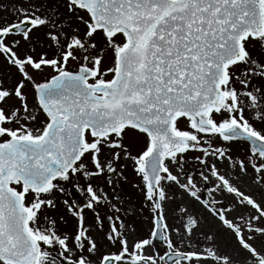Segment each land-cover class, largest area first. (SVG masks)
<instances>
[{
	"label": "snow or ice",
	"instance_id": "obj_1",
	"mask_svg": "<svg viewBox=\"0 0 264 264\" xmlns=\"http://www.w3.org/2000/svg\"><path fill=\"white\" fill-rule=\"evenodd\" d=\"M12 13L0 264H264V0H30ZM129 166L143 234L116 192ZM74 177L91 221L78 201H63L71 223L48 215ZM185 196L201 214L166 207Z\"/></svg>",
	"mask_w": 264,
	"mask_h": 264
},
{
	"label": "rangeland",
	"instance_id": "obj_2",
	"mask_svg": "<svg viewBox=\"0 0 264 264\" xmlns=\"http://www.w3.org/2000/svg\"><path fill=\"white\" fill-rule=\"evenodd\" d=\"M0 78L7 80H10L7 75V69L3 65H0ZM124 175L127 177V181L121 180V182L116 185V192L119 193L122 197H124L126 203L124 207L131 206L133 208V211L128 212L125 219L126 223L130 225V227L135 228L137 231H139L141 234H143L147 230V224L143 220V214L140 212V204H141V197L139 190L135 187H133V184H135L138 181V177H136L134 171L132 170L131 166L126 168L124 170ZM76 183H79L81 188L84 190L81 192L83 197L87 200L88 194L86 192L87 183L84 179L80 178L77 180V178H73L67 183H64L62 186L64 187L65 191L61 193L60 191H57L54 194V199L56 202V207L54 209H48V215L52 218H59V216L64 215L65 218L71 223L72 216L70 213L67 212V205L63 203V201L67 200L69 204H72L73 200L68 192L70 187H73ZM91 183L95 186L97 184H100L104 186L105 191L109 192L111 195L112 189L108 188L107 185L104 183V178H98L91 180ZM179 193H177V196ZM184 203L189 207L190 211H193L197 213L198 215L201 214V208L200 205L197 204L195 201L189 199L187 196H185L183 201H180L177 199L175 203L170 202L166 207L170 210L175 209L177 204ZM75 207V205H73ZM84 214L88 218L89 221H91V213L87 208H83ZM176 221H179V214L176 215ZM169 224H172L173 218L171 215V212L169 213ZM207 222V223H205ZM178 226V224H177ZM209 226H215L213 225L211 221V217L208 216L206 212L203 213V220H202V227L207 228ZM158 250L161 251V253L164 251L162 247L158 246Z\"/></svg>",
	"mask_w": 264,
	"mask_h": 264
},
{
	"label": "flooded vegetation",
	"instance_id": "obj_3",
	"mask_svg": "<svg viewBox=\"0 0 264 264\" xmlns=\"http://www.w3.org/2000/svg\"><path fill=\"white\" fill-rule=\"evenodd\" d=\"M30 3V0H0V22L3 21V19H14L13 13H12V6L20 4L28 5ZM47 3L52 6V9L54 10L57 5L59 4V0H47ZM60 11L63 12V8H60ZM43 29L39 31L33 32V38L37 36L41 37L43 36ZM21 47H24V42L21 41ZM39 50V49H38ZM0 65H3V68L5 67L7 69V75L9 79H12L13 73L15 72V69L11 66L7 65L6 62H4L2 59H0Z\"/></svg>",
	"mask_w": 264,
	"mask_h": 264
},
{
	"label": "water",
	"instance_id": "obj_4",
	"mask_svg": "<svg viewBox=\"0 0 264 264\" xmlns=\"http://www.w3.org/2000/svg\"><path fill=\"white\" fill-rule=\"evenodd\" d=\"M70 192L73 195L74 200L79 202L77 206L80 208L85 203L80 192L76 188L71 189Z\"/></svg>",
	"mask_w": 264,
	"mask_h": 264
}]
</instances>
